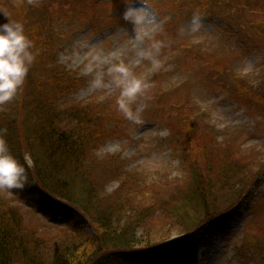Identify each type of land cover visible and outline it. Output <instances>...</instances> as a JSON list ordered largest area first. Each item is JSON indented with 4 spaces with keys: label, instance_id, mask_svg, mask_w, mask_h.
Here are the masks:
<instances>
[{
    "label": "rangeland",
    "instance_id": "1",
    "mask_svg": "<svg viewBox=\"0 0 264 264\" xmlns=\"http://www.w3.org/2000/svg\"><path fill=\"white\" fill-rule=\"evenodd\" d=\"M32 1L0 0V7L15 4L17 9L0 8V24L9 20L4 13L11 19L29 17ZM245 1L250 2L249 7L244 5ZM134 6H146L143 10L149 17H154L139 35L134 26L123 19L127 7L125 0H44L43 5L31 10L32 13L45 10L42 28L35 23L34 31L40 34L41 29L42 36L52 32L58 40L56 44L49 43L50 61L54 59L61 71L73 73L71 77L79 81L69 97L71 101L105 103L114 113L111 118L114 125L104 120L108 138L99 143L96 155L104 158L118 154L127 170L135 169L155 182L160 181V176L167 175V189L157 190L156 186L151 195L145 197L147 188L140 184L145 188L131 193L136 198L124 190L112 194L122 183L121 175L112 178L96 175L98 183L93 185L97 192L94 189L87 191L88 205L101 204L109 214L112 204L107 198L112 197L116 199L114 202L123 204L112 209L115 212L121 210L125 215L131 209L140 213L149 211L151 224L146 223L144 216L136 218L135 222L139 224L129 238L156 237L158 245L164 249L187 237L183 225L193 229L196 221L203 218L195 231L197 251L192 264H262L264 258H258L256 252L264 249V42L251 40L244 25L251 19L264 28V0H140ZM236 9L238 12L234 13ZM213 10L214 13L221 12L222 16L214 15ZM194 14L201 19L195 32L191 24ZM56 25L60 33L66 34L63 39L54 33ZM155 42L162 45L158 53L151 47ZM149 51H153L152 58L145 55ZM119 62L150 84L132 105L135 109L139 103L145 104L139 124L126 119L118 109L116 101L120 89L112 85L107 69ZM89 63L93 65V72L85 71ZM97 72L105 73L109 87H90ZM236 75L239 80L234 82L232 79ZM28 86L36 84L30 82ZM28 91L32 90H26L25 94ZM18 93H22V88ZM11 101L0 105V111ZM16 107L13 104L8 109L16 111ZM33 110L21 109L17 116L31 114ZM185 116H194L198 126L212 129V139L223 143L224 150L214 157L196 152L188 164L182 163L175 149L176 141L171 137L176 135L177 125L186 127ZM226 141H234L233 155L230 148L226 149L230 145ZM34 147L39 163L43 157L47 160L44 168L56 160L54 155L45 154L49 153L47 148L42 151L40 145L34 144ZM22 151L28 153L29 149ZM232 156L237 157L233 163L244 157L241 164L249 162L255 166L230 170L232 166L227 164L231 167L225 168L220 179L197 176L196 170L191 169L200 168L207 163L205 160L224 164L233 160ZM63 168L73 174V181L62 177L58 180L59 185L74 189L75 168L69 165ZM227 170L233 171L235 178ZM36 173L30 171L31 176ZM238 178L242 179V186L238 184ZM31 179L34 184L23 190L0 189L1 197L18 209L22 224L40 230L59 226L62 221L55 222V218H51L54 202L45 201L37 197L38 194H29L40 192L41 186L35 185L37 179ZM223 180H229L230 184H223ZM40 183L47 189L43 182ZM238 195L237 202L225 206ZM52 199L66 205L63 200ZM175 206L178 208L173 210ZM171 210L178 215H172ZM206 214L220 216V219L206 221ZM111 217L115 222L121 221L120 227L124 225L125 219ZM154 222L158 224L154 225ZM87 231L91 232L88 228ZM166 263L180 264L179 256ZM113 264L120 263L113 261Z\"/></svg>",
    "mask_w": 264,
    "mask_h": 264
},
{
    "label": "trees",
    "instance_id": "2",
    "mask_svg": "<svg viewBox=\"0 0 264 264\" xmlns=\"http://www.w3.org/2000/svg\"><path fill=\"white\" fill-rule=\"evenodd\" d=\"M30 4L29 17H17L12 20L24 24L26 36L33 41L32 51L38 52V54L30 66L22 87V93H18L11 103L0 111V129L7 130L4 139L7 141L12 154L22 164H25L27 171H29L28 185L34 184L31 178L37 179L35 185L38 183L41 185L39 186L40 192L31 191L29 194H38L37 197L44 198L45 201L51 203L53 201L51 218L52 220L55 218V222L60 219L62 223L59 222V226L56 227L49 226L50 229L48 230L28 227L21 223L18 209L9 203L7 204L6 199L0 195V264H113V261L120 264H169L166 263L167 260L174 259L176 256H179L180 264H192L197 251L194 238L196 236L195 231L202 224L199 222L203 218L196 221L193 229H191V225V227L187 224L183 225L182 228L187 230V237L174 246L169 245L170 247L167 246L164 249L160 248L157 239H155L156 237L129 238L133 228L139 224V222H135L136 218L144 216L146 217V223L147 221L150 223L148 220L150 218H148L149 211L144 210L143 213H140L137 209H131L128 213H124L125 216L121 210V212L112 210L116 206H123V204H118V201L114 202L116 199L112 197L107 198L109 203L112 204V209H108L109 214L105 213L107 209L101 204L94 207L88 205L87 195L89 194L87 191L94 189L97 192V187L93 185L98 183L96 175L109 178L114 175H121L122 183L112 194H117L121 190L130 194L132 190L141 192L145 188L142 186L145 185L148 193L145 197L150 196L156 186L157 190L160 188L167 189L168 181L165 180L167 175L160 176V181L155 182L145 177L144 174H138L135 169L127 170L124 161L120 159L118 154L104 158H101L98 154L96 155L99 143L108 138L104 120L113 124L111 118L114 117V113L106 107L105 103H74L71 101L69 97L73 95L74 88L79 81L71 77L73 73H67L65 70V73L61 71L60 66L55 64L54 59L50 61L49 43L56 44L58 41L54 38L52 32L42 36L40 28V34L33 29L35 23L42 28V24L45 22L43 15L45 10L31 12L32 9L34 10L36 7L43 5L44 0H33ZM244 5L249 7L250 2L245 1ZM14 6L15 4H11V6L8 4L0 8L6 7L17 10ZM258 11L261 12V10ZM214 12L213 10L214 15L222 16L221 12ZM237 12L238 9L234 10V13ZM55 18L59 19L58 17ZM244 29L251 40L264 42L263 26L257 25L255 21L249 19L246 21ZM48 62L51 63L52 67ZM236 80H239L237 75L232 81L235 82ZM30 82L35 83L36 86H28ZM241 82L244 81H239V83ZM48 86L54 88L47 90L46 87ZM26 90L32 91L25 94ZM13 104L17 106L16 111L8 109V106ZM21 109H24V111L34 110L31 114L17 116ZM193 118L194 116L190 118L185 116L183 123L186 124V127L177 125L176 135L171 137L176 141L175 149L180 154V159L184 164H188L195 157L196 152L198 154L202 152V155L206 153L214 157L224 150L223 143L219 141V143H216L212 139L210 133L212 129L206 126H198ZM234 139L236 140V138ZM233 142L226 141L227 145L230 144L226 149L230 148L232 155ZM34 144L40 145L42 151L47 148L49 150V153H45L47 156H55L56 160L50 164L51 166L47 165L44 168V162L47 161L44 157L39 163L34 153ZM26 148L29 149L28 153L30 154L22 151ZM26 154L30 155L34 161L31 167L24 160ZM233 158V160L226 161L224 164L220 163L221 161H210L208 163L205 160L207 163H203L200 168L192 167L191 169L196 170L197 176L220 179L222 178L220 174H223L225 168L232 166L230 170L237 168L244 170L255 166V163L248 164L249 162L241 164L240 161L244 157L237 163H233L234 160H237V157ZM68 165L70 168L72 166L75 168L74 175H77L74 189L61 187L58 183L59 178L62 177L71 178L73 181V174L70 175L68 170L63 168V166ZM258 166H261V163ZM30 171L37 173L31 176ZM228 173L232 178H235L233 171H228ZM40 176L47 183L42 178L40 179ZM191 179L192 175L188 177V184ZM237 180L238 184L242 186V179L239 180L238 178ZM206 181L209 182V179H206ZM40 182H43L47 189ZM222 182L223 184H230L229 180H223ZM125 187H129V189H125ZM228 189H230V186H228ZM73 190L75 191L73 192ZM41 191L46 192L45 195ZM51 195L65 201L66 205H60L61 202L52 199ZM238 197L239 195L231 199L230 203L225 206L228 207L237 202ZM176 208L178 207H173V210ZM230 208H227V210H230ZM173 210H171L172 215H178V212ZM111 215H115L119 219H125L124 225L120 227L121 221H116L117 224ZM132 218L134 219L132 220ZM206 218H208L206 221L214 218L219 220L220 216L212 217V215L206 214ZM218 220L216 221L218 222ZM153 224L157 225L158 223L154 222ZM87 228L91 232H88ZM139 245L144 247H139ZM263 250L256 252L258 258H264Z\"/></svg>",
    "mask_w": 264,
    "mask_h": 264
},
{
    "label": "clouds",
    "instance_id": "3",
    "mask_svg": "<svg viewBox=\"0 0 264 264\" xmlns=\"http://www.w3.org/2000/svg\"><path fill=\"white\" fill-rule=\"evenodd\" d=\"M136 3H140V0H125L127 7L123 12V19L130 22L139 35L143 32L145 24L154 20V17H149L143 10L146 6L135 7ZM4 14L9 20L7 23L0 24V105L17 96L38 54L32 51L33 41L26 36L24 24L12 20L7 13ZM191 24L192 31L198 30L201 24L199 15H193ZM151 47L158 53L162 45L160 42H155ZM145 55L152 58L153 51ZM93 70L91 63L86 65L85 71L93 72ZM107 74L112 78V85L120 89L116 101L118 109L129 121L141 123V113L145 104L141 102L135 109L132 105L145 93L150 84L135 76L123 62L112 64L107 69ZM104 76V72H97L90 87L93 89L109 87ZM6 132V129H0V189L23 190L29 182L28 171L25 164L12 154L4 139ZM24 160L29 167L33 166L34 161L30 155L26 154Z\"/></svg>",
    "mask_w": 264,
    "mask_h": 264
},
{
    "label": "bare ground",
    "instance_id": "4",
    "mask_svg": "<svg viewBox=\"0 0 264 264\" xmlns=\"http://www.w3.org/2000/svg\"><path fill=\"white\" fill-rule=\"evenodd\" d=\"M204 228V227H203ZM207 227H205V229H206Z\"/></svg>",
    "mask_w": 264,
    "mask_h": 264
}]
</instances>
